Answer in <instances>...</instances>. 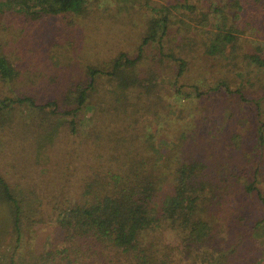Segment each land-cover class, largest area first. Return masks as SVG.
Segmentation results:
<instances>
[{
	"label": "trees",
	"instance_id": "obj_1",
	"mask_svg": "<svg viewBox=\"0 0 264 264\" xmlns=\"http://www.w3.org/2000/svg\"><path fill=\"white\" fill-rule=\"evenodd\" d=\"M147 3L153 14L134 52L120 50L108 60L80 65L81 73L34 71L0 54V84L7 87L0 93V264H236L232 256L240 244L221 242L226 239L215 211L231 199L234 171L220 170L222 160L210 163L199 143H186L185 134L164 150L153 131L164 120L160 111L152 114L151 103L165 56L179 62L178 78L188 68L185 57L166 53L165 42L178 22L189 34L176 13L182 7L194 13L197 5ZM88 4L6 0L2 7L39 21L85 15ZM214 10L215 20L209 13L195 20L213 26L205 52L234 56L238 30L228 27L225 10ZM152 45L159 55L150 59ZM245 58L264 68L260 53ZM51 59L57 67H73L68 54ZM89 105L96 115L86 129ZM19 107H27L22 126ZM258 130L254 145L263 149L264 121ZM252 174L253 180L240 179L246 195L259 190ZM53 222L63 230L61 246L23 248L27 227ZM255 227L264 232V219Z\"/></svg>",
	"mask_w": 264,
	"mask_h": 264
},
{
	"label": "rangeland",
	"instance_id": "obj_2",
	"mask_svg": "<svg viewBox=\"0 0 264 264\" xmlns=\"http://www.w3.org/2000/svg\"><path fill=\"white\" fill-rule=\"evenodd\" d=\"M3 1L6 0H0V54L34 71L60 73H81L82 65L108 60L120 50L134 52L142 43L147 20L153 14L147 1L152 5L168 3V0H89L85 15L50 16L33 21L21 13L3 9ZM180 2L197 5L194 13L184 7L176 13L188 23L183 28L190 32L186 35V31H180L181 22L175 24L165 42V51L185 57L188 68L178 78L179 62L165 56L152 94L155 102L151 103L152 114L160 111L164 120L162 128L153 131L164 150L185 134L186 143H199L210 163L222 160L220 170L234 171L231 199L215 210L220 214L218 217L216 214L223 230L220 233L226 239L221 242L226 246L240 244L232 256L236 264H264V232L255 227L258 220L264 219V148L254 145L258 142V127L264 121V68L249 65L245 58L246 53H260L264 57V4L256 0ZM242 5L244 8H240ZM216 6L230 16L228 27L234 25L238 30L235 55L231 57L207 54L205 41L213 26L207 21L206 25L195 21L202 13H209L210 21L215 20L219 17L214 10ZM190 37H193L191 44ZM62 53L74 58L72 68L57 67L52 62L51 56L60 57ZM157 54V45L150 46V59ZM61 61L67 63L68 59L63 56ZM4 89L7 87L0 84L1 94ZM26 109L17 108L18 126L28 118ZM95 115L96 109L89 105L84 128L93 124ZM252 172L257 173L255 185L259 190L246 195L245 181L240 179L245 175L247 181L253 180ZM63 237L56 222L33 225L25 229L23 248L45 251L61 246Z\"/></svg>",
	"mask_w": 264,
	"mask_h": 264
}]
</instances>
